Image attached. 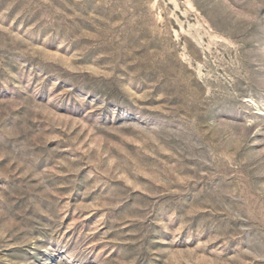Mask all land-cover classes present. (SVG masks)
<instances>
[{
	"label": "rangeland",
	"instance_id": "obj_1",
	"mask_svg": "<svg viewBox=\"0 0 264 264\" xmlns=\"http://www.w3.org/2000/svg\"><path fill=\"white\" fill-rule=\"evenodd\" d=\"M0 264H264V0H0Z\"/></svg>",
	"mask_w": 264,
	"mask_h": 264
}]
</instances>
